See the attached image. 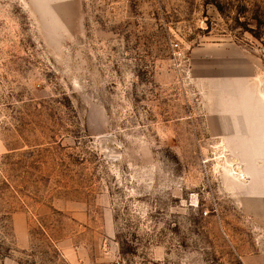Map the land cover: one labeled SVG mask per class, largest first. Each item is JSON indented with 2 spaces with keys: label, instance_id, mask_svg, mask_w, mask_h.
Here are the masks:
<instances>
[{
  "label": "rangeland",
  "instance_id": "rangeland-1",
  "mask_svg": "<svg viewBox=\"0 0 264 264\" xmlns=\"http://www.w3.org/2000/svg\"><path fill=\"white\" fill-rule=\"evenodd\" d=\"M0 264H264V0H0Z\"/></svg>",
  "mask_w": 264,
  "mask_h": 264
}]
</instances>
